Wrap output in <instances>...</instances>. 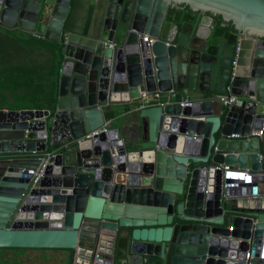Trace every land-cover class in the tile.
Instances as JSON below:
<instances>
[{
	"label": "water",
	"instance_id": "obj_1",
	"mask_svg": "<svg viewBox=\"0 0 264 264\" xmlns=\"http://www.w3.org/2000/svg\"><path fill=\"white\" fill-rule=\"evenodd\" d=\"M71 2L0 0V27L62 44L54 111L0 109V249L65 251V264L258 258L264 0H88L84 18H68ZM182 7L190 19H168ZM156 91H185L193 104L136 110L129 137L111 127L78 143L107 109ZM32 153L55 156L28 190L41 163Z\"/></svg>",
	"mask_w": 264,
	"mask_h": 264
},
{
	"label": "trees",
	"instance_id": "obj_2",
	"mask_svg": "<svg viewBox=\"0 0 264 264\" xmlns=\"http://www.w3.org/2000/svg\"><path fill=\"white\" fill-rule=\"evenodd\" d=\"M77 1L72 0L70 14L77 8ZM192 16L186 7L181 9L169 8L167 17L178 22H183ZM231 27V26H230ZM5 34V35H4ZM3 35V36H2ZM34 54L41 57L37 61L38 69L43 73L38 74L36 86L32 87L34 80V66L25 67L20 62L22 54ZM14 55H17V59ZM19 56V57H18ZM14 63L12 61L14 60ZM62 63V44H55L46 40L23 35L17 30H7L0 27V109L10 110H51L54 111L58 97V82ZM14 64V65H13ZM42 68V69H41ZM35 97H41L36 100ZM42 101L41 103H34ZM2 251H15L16 249H0Z\"/></svg>",
	"mask_w": 264,
	"mask_h": 264
},
{
	"label": "built area",
	"instance_id": "obj_3",
	"mask_svg": "<svg viewBox=\"0 0 264 264\" xmlns=\"http://www.w3.org/2000/svg\"><path fill=\"white\" fill-rule=\"evenodd\" d=\"M153 40H151L149 37L144 36L142 38V43H146L148 45L152 44ZM110 47H114V44H110ZM185 91H169L166 93L156 91L154 93H148V92H140L139 93V99H138V105H137V110H143L145 108H150V107H164L169 104H179L181 108H188L191 107L193 102L190 99V97L187 95ZM220 102L226 106L230 107L233 104L237 103V98L233 95L229 97L221 96L219 97ZM109 123H105L104 126L101 128L90 132L89 134L83 136L80 140H78V143L91 140L95 136H99L107 131V126ZM263 131L259 132H253L252 136L255 137H262ZM51 156H55V153H43V154H37V153H32L31 157L33 158H39L41 160V163L35 168V169H30L28 171V174H30L31 178L28 184V190L35 188L41 178L45 174L46 170V165L47 161ZM216 171H221L224 170L226 173H233V174H241L245 175L247 179L244 180V182H251V176L247 175L246 172L240 171L238 169H230L228 166H216L214 168ZM227 178V177H225ZM243 178V177H242ZM233 179H236V177H233ZM235 184H227L224 186H234ZM263 260L264 259V243L260 252V255L258 258H254L251 255L250 249H248L244 255H242V260L236 261L239 262L240 264H254L256 260Z\"/></svg>",
	"mask_w": 264,
	"mask_h": 264
},
{
	"label": "crops",
	"instance_id": "obj_4",
	"mask_svg": "<svg viewBox=\"0 0 264 264\" xmlns=\"http://www.w3.org/2000/svg\"><path fill=\"white\" fill-rule=\"evenodd\" d=\"M85 13H86V7L84 10H81L80 16L82 18H84ZM82 21H83V19H82ZM20 33H22L23 35H26V36L29 35V34H26L23 32H20ZM29 36H31V35H29ZM32 37H34V36H32ZM14 56H15V58L17 57V55H14ZM16 59L14 61H12V63L17 61ZM37 61L39 63H41L42 58L41 57L38 58V55L36 53H34V54L30 53L28 55L22 54V57L20 59V62L24 63L26 68L29 67L30 65L33 66L31 64L32 62L34 64V66H37ZM36 71L38 72V74L40 73V75H41V73H43V70L40 72V69H38V66L34 68V70H33L34 80L32 82L31 81L29 82V83H32V85H31L32 87L36 86V82H37V79H36L37 72ZM187 95L190 97V99L192 98L189 94H187ZM35 99L40 100L41 97H35ZM39 102L41 103L42 101H38V102L35 101L34 103H39ZM137 105H138V101H132L130 103H120V104H117L115 106H112V112L107 109L105 112L106 122L109 124L111 123L110 126L109 125L107 126V129L114 127V128H117L120 130L123 137L128 136V134L131 133L137 127L136 126L137 116L135 113V111L137 110L136 109ZM2 110H10V109L4 108ZM236 168L237 167H234V169H236ZM247 175H249V174L247 173ZM242 181H244V180H242ZM253 183H254L253 180L251 182H244L245 185L246 184L252 185ZM250 189H251V187H250ZM66 262H67V260H64V259L60 260L59 259L58 263H55V264H65Z\"/></svg>",
	"mask_w": 264,
	"mask_h": 264
},
{
	"label": "rangeland",
	"instance_id": "obj_5",
	"mask_svg": "<svg viewBox=\"0 0 264 264\" xmlns=\"http://www.w3.org/2000/svg\"><path fill=\"white\" fill-rule=\"evenodd\" d=\"M0 256H2L0 258H4L5 256L8 259L12 258L13 261L15 258V261L19 264L23 259H25V264H55L58 263L59 259L64 258L65 253L54 250H24L21 253L15 251L1 252Z\"/></svg>",
	"mask_w": 264,
	"mask_h": 264
},
{
	"label": "flooded vegetation",
	"instance_id": "obj_6",
	"mask_svg": "<svg viewBox=\"0 0 264 264\" xmlns=\"http://www.w3.org/2000/svg\"><path fill=\"white\" fill-rule=\"evenodd\" d=\"M87 2H88V0H78L77 1V8L75 9V13L77 12L78 14H79V16H80V13H81V10H84L85 9V7H87ZM71 5H72V2H71ZM70 10H71V8H70ZM70 18V17H69ZM18 31V30H17ZM24 250H31V249H24ZM24 250H21L22 252L24 251ZM0 251H2V250H0ZM43 251H45V250H43ZM53 251V250H52ZM54 251H59V252H64L65 253V256H64V260H66L67 259V255H68V253L67 252H65V251H60V250H54ZM5 252H7V251H5ZM4 252V253H5ZM1 253V252H0ZM0 257H2V256H0ZM20 259V258H19ZM25 259H23V260H21L20 261V264H25ZM0 264H19L18 262H16L15 261V258H14V261L12 260V258H6V256L4 257V258H0Z\"/></svg>",
	"mask_w": 264,
	"mask_h": 264
}]
</instances>
